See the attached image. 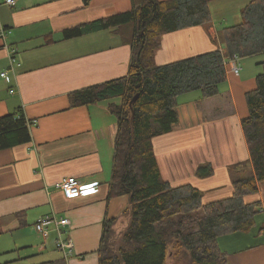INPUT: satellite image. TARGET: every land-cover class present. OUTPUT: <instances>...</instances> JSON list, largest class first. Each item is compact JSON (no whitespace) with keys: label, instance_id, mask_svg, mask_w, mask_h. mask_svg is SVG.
I'll return each instance as SVG.
<instances>
[{"label":"crops","instance_id":"obj_1","mask_svg":"<svg viewBox=\"0 0 264 264\" xmlns=\"http://www.w3.org/2000/svg\"><path fill=\"white\" fill-rule=\"evenodd\" d=\"M249 1L233 2H239L240 10ZM132 7V0H16L14 5L0 0V26L10 31L0 38V116L21 110L31 133L29 142L0 150V231L38 248L35 264H99L104 222L119 217L129 205L127 195L109 196L118 130L111 106L120 105L122 98L73 107L69 95L129 75L132 27L70 37L65 32ZM11 50L20 63L14 69ZM215 50L226 51L217 28L197 25L163 35L155 62L164 65ZM263 57L229 59L220 94L205 98L194 90L179 95V121L152 140L162 177L173 186L199 189L205 204L233 195L235 166L248 162L253 170L243 120L249 115L247 94L257 88L264 70ZM234 66L240 68L238 74ZM203 164L213 167L212 175H197ZM71 176L99 189L69 198L59 184ZM262 184L245 201H260L264 213ZM46 215L69 219L63 231L74 244L72 256L66 258L57 249L53 224L46 236L36 230ZM262 216L250 231L218 238L229 264H264ZM126 223L121 218L117 232Z\"/></svg>","mask_w":264,"mask_h":264},{"label":"trees","instance_id":"obj_2","mask_svg":"<svg viewBox=\"0 0 264 264\" xmlns=\"http://www.w3.org/2000/svg\"><path fill=\"white\" fill-rule=\"evenodd\" d=\"M132 1L130 10L65 32V36H79L132 24L129 75L69 95L73 107L122 98L120 105L111 106L118 130L109 196L127 195L129 205L119 217L104 222L99 264H169L174 257L181 260L176 264H229L218 238L250 231L261 206L260 201L248 203L245 197L257 194L264 183V70L257 77V88L247 94L249 115L243 120L253 170L248 162L234 167L231 197L205 204L194 186L171 185L162 177L152 140L170 132L179 121V95L194 90L205 98L220 94L229 59L264 54V0H250L241 10L242 20L219 31L225 52L215 50L164 65L155 62L163 35L209 26L214 0ZM29 124L21 110L0 116V150L29 142ZM212 173L210 164L197 169L199 177ZM121 218L127 223L117 232Z\"/></svg>","mask_w":264,"mask_h":264},{"label":"rangeland","instance_id":"obj_3","mask_svg":"<svg viewBox=\"0 0 264 264\" xmlns=\"http://www.w3.org/2000/svg\"><path fill=\"white\" fill-rule=\"evenodd\" d=\"M233 1L236 0H214L210 3V23H212L218 31L222 30L224 27L232 26L242 20V7L239 10L240 7H237L239 2ZM224 2H226V4H223ZM223 15L225 16L222 17ZM129 26L132 27V24H129ZM263 214L264 213L261 209L256 214V219H259V216L263 217ZM114 239H116V243L120 242V237H116ZM38 252V248L36 249L34 245L27 246L23 244L22 240L17 238L14 233L5 232L2 234L0 231V264H35V262H37V258L40 257ZM179 260V257H174L169 261V264H176L181 261Z\"/></svg>","mask_w":264,"mask_h":264},{"label":"built area","instance_id":"obj_4","mask_svg":"<svg viewBox=\"0 0 264 264\" xmlns=\"http://www.w3.org/2000/svg\"><path fill=\"white\" fill-rule=\"evenodd\" d=\"M8 4L14 5L16 0H6ZM9 30L5 27L0 26V38H6L9 34ZM240 57L235 56L232 59L237 61ZM17 65H20L17 62L15 57V51H10V69H14ZM236 74L239 73L240 68L238 66H234L233 68ZM3 76L7 75V71L2 73ZM59 187L65 193V195L69 198L77 197L83 193H92L96 192L99 189L98 185H86L78 178L71 176L65 178L60 184ZM70 223L69 219L66 217L58 218L55 215H46L41 217L36 223V230L39 233H42L44 236L49 233V225L53 224L54 229L58 233V238L56 240V247L59 251L63 253V255L68 258L73 255L74 244L71 239L66 238L64 235L63 228Z\"/></svg>","mask_w":264,"mask_h":264},{"label":"water","instance_id":"obj_5","mask_svg":"<svg viewBox=\"0 0 264 264\" xmlns=\"http://www.w3.org/2000/svg\"><path fill=\"white\" fill-rule=\"evenodd\" d=\"M137 96H138V95H136V96L131 100V103H130L131 105H132V103L137 99Z\"/></svg>","mask_w":264,"mask_h":264}]
</instances>
